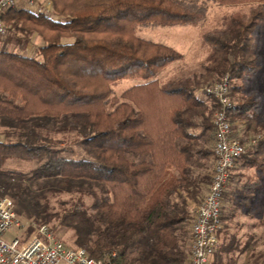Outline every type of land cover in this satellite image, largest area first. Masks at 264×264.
<instances>
[{"label":"trees","instance_id":"obj_1","mask_svg":"<svg viewBox=\"0 0 264 264\" xmlns=\"http://www.w3.org/2000/svg\"><path fill=\"white\" fill-rule=\"evenodd\" d=\"M52 2L54 13L15 5L4 15L0 193L14 201L22 219L68 227L76 247L105 263L189 264L190 225L215 167L218 104L205 86L225 74L239 79L257 70L254 32L264 21V0ZM214 3L253 7L204 33L210 51L199 73L156 79L184 55L139 36L137 26L199 27ZM35 32L44 42L30 55L23 50ZM11 43L20 51L8 50ZM129 78L144 82L117 91ZM257 106L251 95L230 117L254 120L249 111ZM10 158L36 165L28 171L5 167ZM237 165L264 172V137ZM235 167L223 207L235 192ZM62 193L71 198L56 208L51 198ZM237 243L223 240L211 264H232L220 252H233Z\"/></svg>","mask_w":264,"mask_h":264},{"label":"rangeland","instance_id":"obj_2","mask_svg":"<svg viewBox=\"0 0 264 264\" xmlns=\"http://www.w3.org/2000/svg\"><path fill=\"white\" fill-rule=\"evenodd\" d=\"M42 1L43 4L48 1L53 3L52 0ZM23 4L26 7H29L27 3L23 2ZM251 7H253V5L250 4H211L204 23L199 27L192 26L191 24L138 25L136 28V34L139 36L174 46L184 55L182 60H177L163 68L157 74L156 79H167L175 75H191L192 73H199L202 64L205 62V58L210 51L208 43L204 40V33L223 27L225 23L230 20L231 14L236 11L249 12ZM47 13H54L53 8L51 7ZM254 34L258 46L257 55L259 66L257 70L250 73V75L239 79L232 78L230 75L228 77L230 98L234 101L235 105L240 102L243 103V101H246L251 95L255 96L260 105L257 106V108H250L251 110L249 113L256 117L254 120L253 117L234 120L230 117L234 135L244 144L245 152L249 150L250 147H255L260 138L264 137V21L258 26ZM43 42V36H41L40 33L35 32L31 38L30 44H28L23 51L30 55H36V46H39ZM1 45L2 43L0 44V47H2ZM7 48L8 50L20 51V46L15 43L9 44ZM178 64H181V66L178 67ZM140 82L143 81L139 78L124 79L116 89L121 92L130 85ZM231 86H233V89H231ZM203 97L206 98L207 96L203 94ZM3 130L4 128L0 126V132ZM0 139L4 140L5 137L0 134ZM214 144L215 136L213 139V145ZM35 165L36 163L34 161L17 158H10L4 164L5 167L22 169L25 171L32 169ZM253 168L257 169V166L238 168L240 170L238 173H236L235 170V176H244L243 181L253 180L256 176L255 173H251L253 172ZM259 168L260 167H258V169ZM238 187L239 186L233 185V189L235 190H237ZM208 188L205 191L201 202L207 194ZM249 194H252V192H249ZM70 198V193H62L58 196L52 197L51 203L56 208H59L60 201H67ZM90 200L91 199L88 198V201ZM251 200V202H247V200L232 196V201L228 202V209L226 211L223 210L222 212V236L224 239H222V237L220 238L217 250L219 251L220 243H222L223 240H225L226 243L231 241L232 238H235L238 242L237 244H239V247L229 254L220 252L222 256L221 258L225 263L264 264V186H259L258 195ZM250 203L252 205L251 208H249ZM196 211L197 210L194 212L193 219L197 213ZM49 225L53 228L60 239L64 240L71 246H75L71 239V229L59 226L56 221L49 223ZM18 234L17 229L12 227L4 237L10 239L11 236H18ZM26 235H29V233L26 232L25 236ZM215 259L217 258L213 255L209 264Z\"/></svg>","mask_w":264,"mask_h":264},{"label":"built area","instance_id":"obj_3","mask_svg":"<svg viewBox=\"0 0 264 264\" xmlns=\"http://www.w3.org/2000/svg\"><path fill=\"white\" fill-rule=\"evenodd\" d=\"M29 5L37 12H49L50 1L0 0V34L7 27L4 15L15 5ZM26 7V6H25ZM229 74L205 86L207 95L218 104L213 120L215 127V167L207 194L197 208L191 225L192 246L189 264H209L219 245L222 224L224 192L231 179L237 160L245 153L244 144L235 137L229 113L235 103L230 98ZM29 226L34 231L29 235ZM15 227L18 236L6 239L9 229ZM0 264H118L105 263L92 257L85 248L71 246L60 239L49 224H36L22 219L15 210V203L0 193Z\"/></svg>","mask_w":264,"mask_h":264},{"label":"crops","instance_id":"obj_4","mask_svg":"<svg viewBox=\"0 0 264 264\" xmlns=\"http://www.w3.org/2000/svg\"><path fill=\"white\" fill-rule=\"evenodd\" d=\"M144 82V81H143ZM142 83V82H140ZM139 84V83H137ZM132 85H136V84H132ZM241 168L239 165L236 166L235 170L236 173H238V171ZM243 168V167H242ZM251 172V171H250ZM251 173H255V177L253 180L250 181H243L244 176L240 177L237 176V179H235V182L233 183L234 186H239L237 190H234L235 192L233 194L227 195L224 201V207L223 210L226 211L228 209V197H239L242 198V200H247V202H251L254 197H256L258 195V190H259V186L261 185L262 187L264 186V172L262 170L259 169H254L253 168V172ZM242 184V185H241ZM233 185L231 187H233ZM249 192H252V194H249ZM195 205L192 207L194 209ZM252 205L251 203L249 204V208H251ZM223 212V211H222ZM223 215V213H222Z\"/></svg>","mask_w":264,"mask_h":264}]
</instances>
